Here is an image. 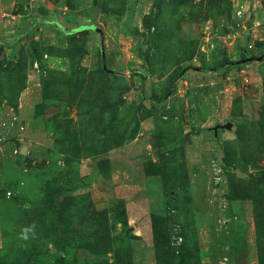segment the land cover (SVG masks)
Wrapping results in <instances>:
<instances>
[{"label": "rangeland", "instance_id": "obj_1", "mask_svg": "<svg viewBox=\"0 0 264 264\" xmlns=\"http://www.w3.org/2000/svg\"><path fill=\"white\" fill-rule=\"evenodd\" d=\"M0 264H264V0H0Z\"/></svg>", "mask_w": 264, "mask_h": 264}, {"label": "water", "instance_id": "obj_2", "mask_svg": "<svg viewBox=\"0 0 264 264\" xmlns=\"http://www.w3.org/2000/svg\"><path fill=\"white\" fill-rule=\"evenodd\" d=\"M101 52H102V65H103V69L106 71V72H109V73H112V74H118V75H127V71L126 70H121V69H112V68H109L107 66V63H106V55H105V48H104V44L102 42V36H101ZM227 128H230L232 126L231 123H227L226 125ZM219 127V126H218ZM218 127H215V129H217Z\"/></svg>", "mask_w": 264, "mask_h": 264}, {"label": "trees", "instance_id": "obj_3", "mask_svg": "<svg viewBox=\"0 0 264 264\" xmlns=\"http://www.w3.org/2000/svg\"><path fill=\"white\" fill-rule=\"evenodd\" d=\"M59 26V25H58ZM61 27V26H60ZM90 27H94L96 28L94 25H91ZM62 28V31L66 34H73L75 32H77L78 30L77 29H69L67 27H61ZM100 54H101V57H102V52H101V47H100ZM104 70V69H103ZM105 71V70H104ZM139 74L141 75L142 73H140L139 71H134V74Z\"/></svg>", "mask_w": 264, "mask_h": 264}]
</instances>
